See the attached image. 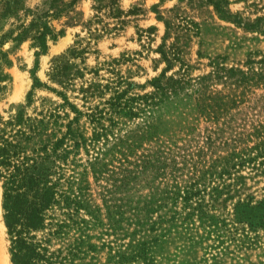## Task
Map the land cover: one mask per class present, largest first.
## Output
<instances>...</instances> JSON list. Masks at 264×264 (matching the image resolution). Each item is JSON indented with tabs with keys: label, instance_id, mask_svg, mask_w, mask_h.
<instances>
[{
	"label": "trees",
	"instance_id": "1",
	"mask_svg": "<svg viewBox=\"0 0 264 264\" xmlns=\"http://www.w3.org/2000/svg\"><path fill=\"white\" fill-rule=\"evenodd\" d=\"M58 1L29 5L26 0H0V90L8 80L4 68L10 65L3 46L29 40L45 52L47 40L58 35L51 24ZM206 2L221 19L264 35V16L242 20L229 0ZM156 6L165 31L155 51L165 66L147 80L151 90L142 94L129 91L145 89V84L117 78L104 104L109 114L152 116L161 104L185 95L194 102L192 120L178 131L181 136L146 124L79 162L78 152L67 144L80 114L73 105L68 103L76 116L65 123L59 121L63 117L57 105L37 116L24 110L6 120L0 115L1 207L12 264H93L89 259L103 247L106 264H151V249L161 244L155 233L163 223L172 224L182 210L183 222L197 217L226 227L218 212L231 200L232 223L241 232L238 248L254 243L251 238L264 230V197L242 196L247 180L264 177V52H249L243 63H234L228 54L198 49L197 64L205 68L193 74L200 67L184 59V51L190 34L199 35L198 24L175 13L177 22L171 23ZM62 68L56 61L49 76L64 86L68 81ZM58 93L63 107L68 100ZM31 96L29 91L28 102ZM92 227L114 239L98 246L88 233Z\"/></svg>",
	"mask_w": 264,
	"mask_h": 264
},
{
	"label": "rangeland",
	"instance_id": "2",
	"mask_svg": "<svg viewBox=\"0 0 264 264\" xmlns=\"http://www.w3.org/2000/svg\"><path fill=\"white\" fill-rule=\"evenodd\" d=\"M40 1L26 0V3L34 5ZM153 5H157L159 13L171 23L177 22L175 13L198 24L199 35L190 34L184 51V59L200 67L194 69L193 74L205 68L197 64L198 49L204 54H228L234 63H243L249 52H264V35L245 31L221 19L206 0H59L51 18L58 35L54 40H47L45 52L32 47L29 40L19 45L8 42L3 46L8 51L10 65L4 68L8 80L3 82L4 88L0 90V115L6 120L18 110H24L30 116H37L38 111L57 105L56 109L63 117L59 121L65 123L76 116L68 103L73 105L80 114L74 120L73 134L67 144L78 152L76 158L79 162L95 153L107 151L118 137L145 128L146 124L153 123L159 133L181 136L178 131L193 118L194 102L188 96L181 95L161 104L152 116L109 114L110 110L104 104L112 95L117 78L145 84V89L132 88L129 91L130 95L135 92L142 94L151 90L147 80L165 66L155 51L165 26L156 18ZM229 7L242 20L252 21L264 16V0H229ZM170 8L173 10L168 11ZM149 26L155 28L152 33L140 31ZM139 33L142 34L141 39ZM172 41L173 37L167 43ZM56 61L64 66L62 72L68 81L64 86L49 76ZM205 61L204 58L200 60L202 63ZM176 69L174 66L168 74ZM123 86L126 87L125 84ZM29 91H32L31 102L27 99ZM58 92L68 100L63 107L60 105L64 99ZM92 110L96 117L89 116ZM98 110H102L101 116ZM64 112L68 115L64 116ZM245 194H252L256 199L264 197V177L255 182L247 180L245 189H242V196ZM233 201L225 202V209L218 212L226 227L205 220L200 222L197 217L191 222H183L182 210L172 224L163 223L155 233L160 235L161 244L152 247L151 264H264V230L251 238L254 243L240 248L236 246V238L241 236V232L236 231L238 226L232 223ZM158 214H154L152 219H157ZM1 215L2 225L3 210ZM88 233L98 246L114 239L102 228L92 227ZM8 249L6 227L0 228V264H12ZM105 253V247L100 248L89 260L93 264H106Z\"/></svg>",
	"mask_w": 264,
	"mask_h": 264
},
{
	"label": "bare ground",
	"instance_id": "3",
	"mask_svg": "<svg viewBox=\"0 0 264 264\" xmlns=\"http://www.w3.org/2000/svg\"><path fill=\"white\" fill-rule=\"evenodd\" d=\"M1 212H2V207H1V193H0V219L2 218V215H1ZM0 228H5V225L4 224H0Z\"/></svg>",
	"mask_w": 264,
	"mask_h": 264
}]
</instances>
